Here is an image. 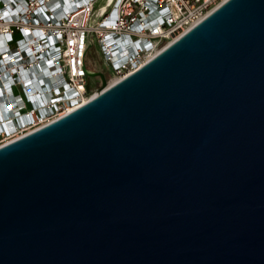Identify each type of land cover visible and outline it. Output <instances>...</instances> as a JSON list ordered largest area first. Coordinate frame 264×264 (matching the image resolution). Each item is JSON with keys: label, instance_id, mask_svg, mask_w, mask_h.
Instances as JSON below:
<instances>
[{"label": "water", "instance_id": "95a60500", "mask_svg": "<svg viewBox=\"0 0 264 264\" xmlns=\"http://www.w3.org/2000/svg\"><path fill=\"white\" fill-rule=\"evenodd\" d=\"M0 146V264H264V0H225Z\"/></svg>", "mask_w": 264, "mask_h": 264}, {"label": "built area", "instance_id": "2783aa9c", "mask_svg": "<svg viewBox=\"0 0 264 264\" xmlns=\"http://www.w3.org/2000/svg\"><path fill=\"white\" fill-rule=\"evenodd\" d=\"M224 1L0 0V146L102 89L88 74L96 67L92 48L104 66L94 70L104 72L108 84Z\"/></svg>", "mask_w": 264, "mask_h": 264}, {"label": "rangeland", "instance_id": "374dc122", "mask_svg": "<svg viewBox=\"0 0 264 264\" xmlns=\"http://www.w3.org/2000/svg\"><path fill=\"white\" fill-rule=\"evenodd\" d=\"M103 1L104 0H97L98 3H101ZM89 60L91 61V66L93 65V67H94V64L96 65V67H94V68L97 70L100 67H104L102 64V61H100L98 58V47H95V49L94 48L91 49V51L89 53ZM94 68L91 69L90 71L95 72ZM89 78H90V80H94L95 82L99 81L98 77H96V76H89ZM96 88H99V85H97ZM15 89H16V91H18L17 88H15Z\"/></svg>", "mask_w": 264, "mask_h": 264}, {"label": "flooded vegetation", "instance_id": "af4514ba", "mask_svg": "<svg viewBox=\"0 0 264 264\" xmlns=\"http://www.w3.org/2000/svg\"><path fill=\"white\" fill-rule=\"evenodd\" d=\"M96 72H97V71H96ZM103 75H104V77H105V73H104V72H103ZM93 76L98 77L99 81H97V82L99 83V87H100L101 84H102V77H101L100 75H97V74H95V75H93Z\"/></svg>", "mask_w": 264, "mask_h": 264}, {"label": "bare ground", "instance_id": "6f19581e", "mask_svg": "<svg viewBox=\"0 0 264 264\" xmlns=\"http://www.w3.org/2000/svg\"><path fill=\"white\" fill-rule=\"evenodd\" d=\"M117 79H118V78H115V79L110 80L108 84H111V83L115 82V80H117ZM94 95H96V94H94ZM94 95H92L91 97H93ZM91 97H90V98H91ZM88 99H89V98H85L84 101H87Z\"/></svg>", "mask_w": 264, "mask_h": 264}, {"label": "snow or ice", "instance_id": "6c2138e0", "mask_svg": "<svg viewBox=\"0 0 264 264\" xmlns=\"http://www.w3.org/2000/svg\"><path fill=\"white\" fill-rule=\"evenodd\" d=\"M6 15V14H5Z\"/></svg>", "mask_w": 264, "mask_h": 264}]
</instances>
